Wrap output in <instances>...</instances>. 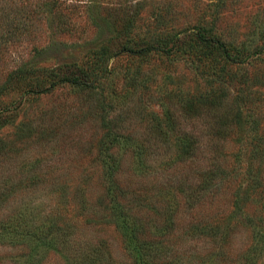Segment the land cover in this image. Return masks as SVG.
I'll use <instances>...</instances> for the list:
<instances>
[{"label":"rangeland","instance_id":"374dc122","mask_svg":"<svg viewBox=\"0 0 264 264\" xmlns=\"http://www.w3.org/2000/svg\"><path fill=\"white\" fill-rule=\"evenodd\" d=\"M79 1L78 7L72 10L45 15L29 11L31 5L19 6L18 0L7 2L5 13H14L21 20L26 16L29 20L21 39L0 47V81L6 71L25 63L48 68L62 66L64 75L81 78L77 69L89 68L92 51L103 45L109 47L110 53L119 50L117 40L110 37L109 28L110 8L113 3H118L117 0H93L89 5L80 4L87 0ZM139 1L140 7L133 12L140 31L145 27L153 31L157 27L155 30L164 28L163 31L170 33L181 29L189 32L206 24L209 26V21L214 18L212 32L224 40L243 42L249 62L235 69V73L249 70L254 73L256 83L249 87L261 90L254 105L258 115L264 116V0H225V6L220 10L209 6L214 0ZM132 2L134 4L136 0ZM0 6L3 3L0 2ZM41 47L42 52H37ZM194 54L193 57L182 54L173 61L162 55L157 58L151 54L150 58L138 59L119 54L108 60L107 67L112 70V75L103 79L98 73L101 79L93 88L65 82L55 84L33 101L22 90H16L0 101V108L13 116L12 124L8 123L0 130V219L13 211L17 214L15 223L23 220V223H29V232L39 225L44 228L49 225L52 231L54 228L59 231L56 236L48 235L42 244L34 239L37 234L33 235L32 231L8 235L0 240V264H76V256L63 244L64 238L69 239L72 246L74 241L85 240L83 249L89 247L88 242L100 249L102 241L103 249L110 257L107 264L131 262L122 234L112 220L95 222L98 217L102 219L104 202L101 197L105 190L97 143L106 138L107 127L120 135L149 142L150 148L160 145L164 138L209 139L208 126L216 121L211 116L212 107H200L194 113L183 109L188 98L198 93L204 95L211 85H217L210 82L212 72L208 70L207 53ZM215 77L222 78L220 75ZM51 82L46 80L45 87ZM231 98L228 97L222 106L233 107ZM169 122L176 130L166 126ZM259 124L260 130L264 131V121ZM243 129L244 126H240V131ZM19 134L25 136L20 139ZM226 148V155L221 158L232 163L237 171L224 174L226 180L219 184L218 193L213 189V193L210 191L205 195L204 202L214 201L205 207L207 211L226 209L230 185L253 184L251 178L244 180L247 156L242 155L240 162L235 161L228 144ZM162 149L150 151L147 166L138 174L130 154H123L130 178H137L141 189L145 188L154 196L162 181L175 182L193 173L196 165H208L206 148L194 158L174 163L165 162L164 157L169 153H162ZM252 165L259 178L255 183L264 185V154L256 157ZM243 184L236 185L235 189L242 190ZM156 207L162 209L157 202L147 213L161 218ZM185 213H180L179 218L185 219ZM177 224L168 234H153L169 236V246L174 249L190 248L193 252L185 253L187 256L195 253L202 260H209L207 250L218 246L208 239H184L186 233L179 237L181 231L177 230ZM147 231L152 235L150 230ZM231 237L228 257L217 254L210 264L250 263L247 253L254 244L251 233L238 229ZM261 254L263 256L257 262L264 264V249Z\"/></svg>","mask_w":264,"mask_h":264},{"label":"trees","instance_id":"16d2710c","mask_svg":"<svg viewBox=\"0 0 264 264\" xmlns=\"http://www.w3.org/2000/svg\"><path fill=\"white\" fill-rule=\"evenodd\" d=\"M8 1L13 3L12 0H0L3 3V6H0V47L9 41L21 39L19 37L28 29V17L24 16L21 20L14 13L4 12L8 7ZM92 1L87 0V3L85 1L80 4L89 5ZM132 1L117 0L118 3H113L110 8L112 11L109 23L110 37L117 40L119 50L110 53L109 47L103 45L92 51L89 68L77 69L81 78L64 75L62 66L48 68L44 65L28 63L18 65L6 71L4 79L0 81V101L16 90H22V93L33 101L48 92L55 84L65 82L73 86L93 88L101 78L108 79L112 75V70L107 67V63L109 59L119 54L138 59L150 58L151 54L152 57L157 58L162 55L169 61H173L176 56L182 54L193 57L194 52L207 53L206 56L210 59L207 64L208 70L212 72L210 82L217 85L213 87L211 85L204 95L198 93L188 98L183 109L194 113V110L200 107H212L211 116H214L216 121L208 126L209 139L201 141L186 136L173 140L164 138L160 145L150 148L149 142L120 135L115 133L111 127H107L106 138L97 143V156L105 190L101 197L104 202L100 214L102 219L98 217L95 222L112 220L122 234L124 248L131 256L129 264H210L216 260L217 254L226 256L230 253L227 247L232 239L231 234L238 229H245L251 233L254 242L247 253L250 259L249 264H260L257 259L262 258L261 252L264 249V185L255 183L259 178L258 174L255 175L253 172L252 162L256 157L264 154V131L260 130L261 124H259L264 121V116L258 115V108L254 105L260 98L259 94H262L261 90L249 87L256 83L254 73L250 70L238 75L235 73V69L249 62V57L244 52L245 45L243 42L236 43L231 39L224 40L212 32L214 18L209 21V26L206 24L189 32L188 29H181L170 33L163 31L164 28L155 30L157 27L153 31L149 27L140 31L139 26L136 25V14L133 12L140 7V1L136 0L134 4ZM78 2L80 1L36 0L32 3V0H18V5L26 4L28 7L31 5L29 11L45 15L48 12L72 10L78 7ZM225 3V0H214L209 6L220 10ZM94 4L97 3L94 2ZM42 50L41 47L37 52H42ZM198 58L201 57L198 56ZM215 75H220L222 78L218 79ZM46 80H52V82L45 87ZM228 97H232L235 104L231 108L222 106ZM12 120V113L6 114L0 108V130ZM166 126L172 131L176 130L171 122ZM240 126H244L242 131H240ZM24 136L19 134L17 137L21 139ZM227 144L228 148L233 151L230 154L235 161L237 159L240 162L242 155L247 156L243 171L244 180L251 178L253 184L230 185L228 198H226V209L222 212H219L221 210L207 211L205 207L214 201L204 202L205 195L210 191L213 193V189L216 190L214 193H218L219 184L226 180L224 174H234L233 170L237 171L232 163H227L221 158L226 155L224 151L227 149ZM158 148H163L162 153H169L164 160L170 163L194 158L199 151L206 148L209 154L208 165H196L193 173L175 182L162 181L156 197L149 191H145V188L141 189L137 178H130L123 154L125 152L130 154L134 164L133 168L138 174L147 166L151 156L150 151ZM242 184L244 185L242 190L235 189L236 185ZM157 202L162 207V209L156 207L161 218L149 216L147 213L148 208L155 206ZM180 213L186 214L185 219L179 218ZM94 215L99 214L94 213ZM16 216L17 214L14 215L11 211L0 219V240H4L13 233L33 232V235L37 234L34 239L42 244L48 235L56 236L59 232L58 228L52 231L49 225L45 228L44 225L35 226L36 228L30 229L29 232V223H23L24 220L20 221L21 223H15ZM176 224L179 226L177 230L181 231L179 237H183L186 233L184 239H195L196 241L208 239L218 246L217 249L207 250L209 260H202L195 253L187 256L185 253L193 252L190 248L188 250L184 246L182 250L174 249L169 246V236L153 234H168ZM147 230H150L152 235H148ZM84 242L85 240L83 242L74 241V246H72L69 239H63L66 249H70L73 256H76L74 259L76 264L77 262L78 264L109 263V253L103 249L102 241L99 244L101 250L93 246L91 242H88L87 249H83Z\"/></svg>","mask_w":264,"mask_h":264}]
</instances>
